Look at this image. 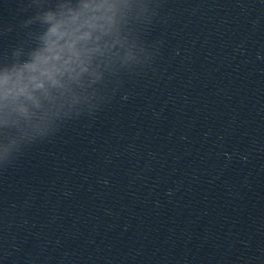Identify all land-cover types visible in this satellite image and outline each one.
I'll list each match as a JSON object with an SVG mask.
<instances>
[{
  "label": "water",
  "instance_id": "obj_1",
  "mask_svg": "<svg viewBox=\"0 0 264 264\" xmlns=\"http://www.w3.org/2000/svg\"><path fill=\"white\" fill-rule=\"evenodd\" d=\"M84 2L0 0V68L48 12L99 37L0 123V264H264V0Z\"/></svg>",
  "mask_w": 264,
  "mask_h": 264
},
{
  "label": "clouds",
  "instance_id": "obj_2",
  "mask_svg": "<svg viewBox=\"0 0 264 264\" xmlns=\"http://www.w3.org/2000/svg\"><path fill=\"white\" fill-rule=\"evenodd\" d=\"M92 7L99 5L86 0L82 11ZM80 15L71 10L67 15L45 13L41 20L48 27L38 37L39 47L23 62L0 68V123L30 118L34 113L29 105L39 108L41 98H48L52 89L62 87L65 79H75L85 69L99 39L90 30L98 25L95 18L80 20Z\"/></svg>",
  "mask_w": 264,
  "mask_h": 264
}]
</instances>
